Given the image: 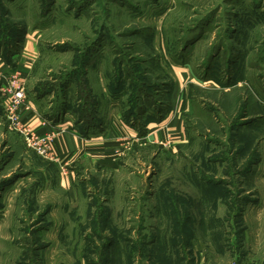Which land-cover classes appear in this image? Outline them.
<instances>
[{"label": "rangeland", "instance_id": "374dc122", "mask_svg": "<svg viewBox=\"0 0 264 264\" xmlns=\"http://www.w3.org/2000/svg\"><path fill=\"white\" fill-rule=\"evenodd\" d=\"M24 34L47 112L95 99L123 118L145 83L185 137L78 162L70 183L0 106V264H264V0H0L4 49Z\"/></svg>", "mask_w": 264, "mask_h": 264}, {"label": "crops", "instance_id": "0c3cea01", "mask_svg": "<svg viewBox=\"0 0 264 264\" xmlns=\"http://www.w3.org/2000/svg\"><path fill=\"white\" fill-rule=\"evenodd\" d=\"M34 36L28 35L19 53L13 56L14 64L10 65L0 56V69L16 70L20 69L27 74L31 64L39 56ZM184 68V67H183ZM189 77L187 71L178 72V80L184 81ZM178 82L176 83L177 86ZM107 92V90H106ZM43 99V98H42ZM41 98L30 97L27 105L23 108L22 115L27 119L31 129L37 135H46L57 132L55 144L56 164L62 168L64 175L68 176L70 183L74 179L72 165L78 162L89 160L94 165L99 161L116 163L123 154L126 145L132 146L133 143H158L163 144L165 137L171 136L170 146L178 149L183 148L185 137L182 114L179 103L177 107L173 105V111L162 122H152L149 124L147 135L141 137L137 130L130 126L122 118L121 112L117 107V102L111 101L105 120V128L100 132H95L89 136H84L75 126V117L66 114L63 121L55 122L45 109ZM3 107V103H0ZM173 142V143H172ZM182 144V145H181Z\"/></svg>", "mask_w": 264, "mask_h": 264}, {"label": "trees", "instance_id": "16d2710c", "mask_svg": "<svg viewBox=\"0 0 264 264\" xmlns=\"http://www.w3.org/2000/svg\"><path fill=\"white\" fill-rule=\"evenodd\" d=\"M17 46L7 49L6 41H0V56L5 60V62L13 65L14 60L13 56L20 52L22 49L24 42H25V34L22 36L15 37ZM195 40H188L186 41L185 46H188L194 43ZM8 42V41H7ZM9 45L14 46L12 40H9ZM231 70V69H230ZM122 69H120L119 73L117 74L119 77V82L115 83L116 87L118 88L121 83V74ZM128 79V78H127ZM125 82V81H124ZM38 97H45L42 93H37ZM117 97H114V99ZM65 102L59 104L57 107H51L50 111H48V115L53 118L55 122L63 121L65 115L70 110L69 108V101L68 98L64 100ZM94 104L96 105L94 108V113L88 114L85 112L87 110L78 111L75 109V126L79 130L81 134L84 136H89L95 132H100L103 129V119L101 115H99L98 110V100H93ZM131 101L134 102V111L132 110L131 113H124L123 119L127 122L130 126H132L135 130H137L138 135L143 137L147 135L149 131V124L152 122H162L164 121L170 114L172 110V106L168 104H163L161 101H157L150 96V88L145 83H138L136 87V92L131 98ZM1 103V98H0ZM1 106V105H0ZM79 106V105H78ZM77 111L80 115H77ZM74 115V113H73Z\"/></svg>", "mask_w": 264, "mask_h": 264}, {"label": "built area", "instance_id": "2783aa9c", "mask_svg": "<svg viewBox=\"0 0 264 264\" xmlns=\"http://www.w3.org/2000/svg\"><path fill=\"white\" fill-rule=\"evenodd\" d=\"M25 73L22 70L0 69V98L3 103L5 116L9 127L20 133L25 139L28 147L35 150L39 155L56 160L55 144L57 132L46 135H37L23 117V108L27 105V83ZM164 145L171 143V136L168 135Z\"/></svg>", "mask_w": 264, "mask_h": 264}]
</instances>
